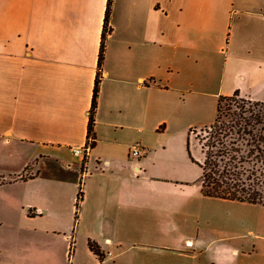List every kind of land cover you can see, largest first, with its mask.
<instances>
[{"label":"crops","instance_id":"1","mask_svg":"<svg viewBox=\"0 0 264 264\" xmlns=\"http://www.w3.org/2000/svg\"><path fill=\"white\" fill-rule=\"evenodd\" d=\"M106 3L0 0V264H264L230 211L262 205L203 195L187 152L219 96L264 101V0H112L85 149Z\"/></svg>","mask_w":264,"mask_h":264},{"label":"trees","instance_id":"2","mask_svg":"<svg viewBox=\"0 0 264 264\" xmlns=\"http://www.w3.org/2000/svg\"><path fill=\"white\" fill-rule=\"evenodd\" d=\"M112 0H107L101 34L91 105L89 108L86 147L95 144L94 115L100 83V69L104 57L105 39L109 32L108 20ZM238 91L229 96H219L216 116L209 125L205 140L200 144L202 161L193 158L187 140L190 159L200 167L201 192L205 196L245 201L264 206V108L261 101L245 106L232 102ZM86 152L83 154L81 171L85 168ZM37 173V171H36ZM3 182V181H2ZM82 198L81 185L76 194L75 220ZM89 248L99 257L103 253L99 245L88 240Z\"/></svg>","mask_w":264,"mask_h":264},{"label":"rangeland","instance_id":"3","mask_svg":"<svg viewBox=\"0 0 264 264\" xmlns=\"http://www.w3.org/2000/svg\"><path fill=\"white\" fill-rule=\"evenodd\" d=\"M234 101L244 103L245 106L253 105L252 103L255 102V100H251V99H248L242 96L235 97V99L232 100V102ZM261 102L263 103H261L260 106L264 108V101H261ZM208 129H209V126L190 129L189 148H194L196 154H199V156H203V152L201 150L200 144L205 140V135L207 134ZM230 211H232L233 214L234 213L246 214L250 217H257L258 219L263 221V225H264V206H258V208H251V207L244 208L242 206H239V207L232 206Z\"/></svg>","mask_w":264,"mask_h":264},{"label":"built area","instance_id":"4","mask_svg":"<svg viewBox=\"0 0 264 264\" xmlns=\"http://www.w3.org/2000/svg\"><path fill=\"white\" fill-rule=\"evenodd\" d=\"M85 149H87V147H85ZM85 149H80V148H76L74 149V152L77 153V154H83L84 150ZM141 146L138 142H135L133 144L130 145L129 147V153L131 156L133 157H138L141 155Z\"/></svg>","mask_w":264,"mask_h":264}]
</instances>
